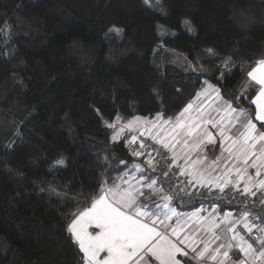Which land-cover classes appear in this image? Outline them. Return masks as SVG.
<instances>
[{
  "label": "trees",
  "instance_id": "16d2710c",
  "mask_svg": "<svg viewBox=\"0 0 264 264\" xmlns=\"http://www.w3.org/2000/svg\"><path fill=\"white\" fill-rule=\"evenodd\" d=\"M259 59L264 0H0V264H83L72 215L144 158L107 125L174 117L205 80L254 115Z\"/></svg>",
  "mask_w": 264,
  "mask_h": 264
},
{
  "label": "snow or ice",
  "instance_id": "6c2138e0",
  "mask_svg": "<svg viewBox=\"0 0 264 264\" xmlns=\"http://www.w3.org/2000/svg\"><path fill=\"white\" fill-rule=\"evenodd\" d=\"M207 51L213 54L212 49ZM224 64L225 72L230 73L228 61L225 60ZM255 64L246 73L248 81L258 86L250 100L254 105V115L238 104L233 107V101L225 100L220 89L205 80L204 90L198 92L175 118L164 119L162 113H157L151 120L134 117L114 133L113 140L119 139L125 130L138 132L141 137L147 136L170 153V163L160 150L146 145L141 139L131 155L145 157L144 164L135 163L132 173L127 179L120 177V183L114 181L107 186V179L102 181L98 194L90 198V206L76 213L67 225L70 238L83 253V264H191V261L264 264V223L250 219L247 199L238 219L227 212L218 221L215 215H200V210L183 218V214L172 206L177 195L175 186L168 189L164 186L170 174L175 175V167L178 174L186 178V184L193 187L199 185L220 193L231 187L245 198L264 194V59L257 60ZM225 72L221 73L220 79ZM247 87L245 85L235 101L241 99ZM201 96L205 100L197 104ZM212 112H216L219 119L213 117ZM107 126L116 128L114 123ZM233 129L242 130L233 135ZM137 141L138 136L132 135L127 143L135 145ZM217 141L220 155L205 167L208 157L201 155V151ZM161 161L165 162L168 170L159 177L150 175L149 171L156 173ZM120 163L126 166L125 161ZM56 164L62 166L63 161H56ZM136 173H139L138 177ZM179 191H185V188L180 187ZM152 196L159 199L153 200ZM260 205L264 206V200H260ZM173 218L174 224L170 223ZM255 220L264 221V213L255 215ZM238 223H242L249 234L256 230L257 234L252 238L255 247L236 230ZM222 227L232 235L227 243L212 247L224 239L218 234ZM200 231L209 234V238L198 239ZM233 248L243 253L239 261L232 260L230 253Z\"/></svg>",
  "mask_w": 264,
  "mask_h": 264
},
{
  "label": "built area",
  "instance_id": "2783aa9c",
  "mask_svg": "<svg viewBox=\"0 0 264 264\" xmlns=\"http://www.w3.org/2000/svg\"><path fill=\"white\" fill-rule=\"evenodd\" d=\"M132 135L138 136V141L137 144H135V148L138 147L139 140L142 139L146 145L154 147L155 149L160 150L164 155H166L168 157L167 162L170 163V153H167V150L162 149L160 145L155 144V142L147 136H139L138 132H129L127 136L128 140L131 138ZM153 155H155V152H153ZM157 159L159 160L160 157H157ZM158 168L160 170L159 176H162V173L168 170L164 161H161V163L158 165ZM173 173H175V175L170 174V177L164 182V186L166 189L175 186V191L177 195H175L174 197L173 205L179 208H186L197 205L198 208L204 210L207 209L210 203H214L216 205L230 209L233 214V218L238 219L239 215L241 214V210L245 208V199H247V208L251 209L250 219H252L253 222L256 223H264V221L255 220V215L264 213V206L260 205V200H264V194L258 193L257 197L249 196L245 198L231 187L226 188L224 193H220L216 189H212L211 191H209L207 188H202L199 185H196L195 187L187 185L186 178L184 176H180L178 174V169H176L175 167L173 168ZM149 174L154 175L152 173ZM180 187H184L185 191H179ZM229 200H232L233 203L229 204ZM237 231L240 232L241 235H244L246 239H249L250 242L254 243L252 238L255 237L257 234L255 229L251 234H249L247 230L243 227V224L239 223L237 226ZM255 246L256 245L254 243V247Z\"/></svg>",
  "mask_w": 264,
  "mask_h": 264
},
{
  "label": "crops",
  "instance_id": "0c3cea01",
  "mask_svg": "<svg viewBox=\"0 0 264 264\" xmlns=\"http://www.w3.org/2000/svg\"><path fill=\"white\" fill-rule=\"evenodd\" d=\"M205 88V87H204ZM203 88V89H204ZM202 89V90H203ZM204 100H205V98L203 97V98H201L200 97V99L196 102L197 104H200V103H203L204 102ZM208 103H211V101L209 100L208 101ZM254 106V105H253ZM183 110V109H182ZM181 110V111H182ZM180 111V112H181ZM179 112V113H180ZM178 113V114H179ZM178 114H176L173 118H175ZM212 116L213 117H215L216 119H219V116L216 114V112H212ZM156 117V115L155 116H153V117H150V120L151 119H153V118H155ZM132 119H133V117H132ZM164 119H167V118H164ZM255 122V121H254ZM258 128H259V126H257ZM239 130H242V129H233V132L231 133V134H233V135H238L239 134ZM213 131H215V130H213ZM126 132H130V131H128V130H125V132L124 133H126ZM135 132V131H134ZM123 133V134H124ZM122 134V135H123ZM121 135V136H122ZM120 136V137H121ZM118 140V139H117ZM201 155H207V157H208V161L206 162V165H205V167H207V165L208 164H210L211 163V161H212V159H214L216 156H218V155H220V147H219V142L217 141V143L215 144V145H206L203 149H202V151H201ZM227 154L225 153V156H226ZM144 160H145V157L142 159V160H140V161H136V163H139V164H141V165H143L144 164ZM224 167V163H223V158H222V160H221V168H223ZM132 168H133V166L130 168V170L126 173V175L123 177L124 179H127L128 178V175L129 174H131L132 173ZM250 171H252V170H250ZM149 173H151L150 171H149ZM136 175H137V177L139 176V173H136ZM154 175H156V176H159L160 175V170H159V168H158V166H157V170H156V173L154 174ZM262 178H264V177H262ZM116 183H120V180L118 181V182H116ZM157 187H159V184L157 185ZM146 195H147V193H146ZM152 199L153 200H158L159 199V197L158 196H152ZM173 207H176V209H177V211L179 212V213H182L183 214V218H186V217H188V216H190L192 213H194V212H196L197 210H200V215H202V216H205V217H209V216H211V215H215L216 217H217V220L219 221L220 219H222L223 218V214L224 213H227V212H231V210L230 209H228V208H222V207H220V206H218V205H216V204H212V203H210L209 205H208V207H207V209H204V210H201L200 208H198V207H193V208H185V209H182V208H178L177 206H175V205H172ZM89 207V206H88ZM232 213V212H231ZM75 214H76V212H75ZM170 223H175V218H173V220L172 221H170ZM239 224V223H238ZM238 224L236 225V230H237V226H238ZM218 234H220L222 237H224V239L222 240V241H217L216 242V244H213L212 245V247H216V246H218L219 245V243H221V242H223V243H227V241H228V239H230V237H231V233H226L225 231H224V229H223V227L218 231ZM209 238V234H206L204 231H200L199 233H198V239H204V240H207ZM233 243L235 244V243H237V241H233ZM201 247H202V245H200ZM83 254V253H82ZM190 255H191V253H190ZM230 255L232 256V260L233 261H239L241 258H243V253H240L239 252V249H237V248H233L232 249V251H231V253H230ZM197 264H212V262L211 261H204V262H198V261H195Z\"/></svg>",
  "mask_w": 264,
  "mask_h": 264
},
{
  "label": "rangeland",
  "instance_id": "374dc122",
  "mask_svg": "<svg viewBox=\"0 0 264 264\" xmlns=\"http://www.w3.org/2000/svg\"><path fill=\"white\" fill-rule=\"evenodd\" d=\"M154 0H147L148 4H152ZM156 1V0H155ZM182 29L188 33L194 34V28L192 27L191 23L185 19L182 22ZM191 29V30H190ZM158 34L160 36H164L165 35V30L163 28H161L159 26L158 28ZM175 34L174 31L171 32V35ZM173 55V63L177 66V67H185L187 65V58L186 55L183 53H178L173 51L172 52ZM212 84V83H211ZM214 85V84H213ZM206 87V86H205ZM204 90V89H203ZM203 90H201L200 92H202ZM201 98H203V96H201ZM193 101V100H192ZM135 117H141V116H135ZM134 118V117H133ZM141 118H148L150 119V117H141ZM243 119V118H242ZM129 120H132V117H125L122 115H118L116 117V119L113 121V123L116 125V128H112V136L114 135V133L120 128L122 127L124 124H126ZM111 136V137H112ZM84 209V208H83ZM83 209H79L76 211V213H78L79 211L83 210ZM75 213L72 215L69 223L71 222V220L74 218Z\"/></svg>",
  "mask_w": 264,
  "mask_h": 264
}]
</instances>
